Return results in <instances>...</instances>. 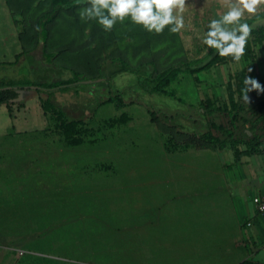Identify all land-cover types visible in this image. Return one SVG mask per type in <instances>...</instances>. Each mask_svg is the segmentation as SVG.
I'll list each match as a JSON object with an SVG mask.
<instances>
[{
  "label": "rangeland",
  "instance_id": "374dc122",
  "mask_svg": "<svg viewBox=\"0 0 264 264\" xmlns=\"http://www.w3.org/2000/svg\"><path fill=\"white\" fill-rule=\"evenodd\" d=\"M0 1V80L52 82L70 76L58 72L61 64L103 79L56 97L74 128H61L44 113L46 96L32 90L0 106V264H264L252 257L264 249V236L246 230L244 214L237 220L214 177L222 160L263 161L264 143L250 152L202 146L193 138L208 130L209 120L227 123L222 114L204 115L201 104L230 109L248 77L264 86V34L251 36L239 63L224 57L194 76L180 75L165 88L169 97L148 94L134 75L117 72L112 54L121 51L132 66L157 51L162 67L179 57L200 58L208 23L226 10L221 0H186L185 28L176 34L167 28L149 34L128 19L105 33L95 21H82L80 9L61 14L48 50L82 49L56 58L54 69L41 62L40 50L32 53L36 60L13 64L33 46L32 24L50 0ZM247 97L238 138L257 123L251 107L264 92L253 89ZM162 125L187 137L177 141L174 129ZM236 230L233 249L240 256L226 263L230 238L215 236Z\"/></svg>",
  "mask_w": 264,
  "mask_h": 264
},
{
  "label": "trees",
  "instance_id": "16d2710c",
  "mask_svg": "<svg viewBox=\"0 0 264 264\" xmlns=\"http://www.w3.org/2000/svg\"><path fill=\"white\" fill-rule=\"evenodd\" d=\"M9 3L10 0H4ZM80 0H50L48 8L36 16L32 28H33V46L29 49L23 50L21 53L15 56L13 64H18L25 60V58H34L32 53L36 50H40L42 60L41 62L46 66H52L53 61L62 56L65 53H71L80 51L81 46L75 44H63L56 47L53 51H49L48 43L51 39V31L55 25L56 20L61 14L68 16H75L76 11L83 7ZM264 19V15L261 16ZM250 25L256 24L255 19H249L246 21ZM264 34V24H258L253 28L251 36H259ZM247 51H245L246 53ZM224 57H220L215 50L209 49L207 54L197 59H188L185 57H179L172 60L167 66L162 67L160 65L161 53L159 51L154 52L150 57L141 58L135 66H132L127 60L126 56L117 51L112 54L111 59L113 62L119 65L117 72L128 73L136 77L137 84L148 94H160L165 96H172L165 91V88L180 75L194 76L199 72L208 70L215 63L222 60ZM38 61V60H37ZM40 61V60H39ZM9 64V63H8ZM5 65V63L0 64ZM144 67H150L151 71L147 77H143L139 74V70ZM58 72H69L70 76L66 78H58L52 82L46 80H27V79H1L0 80V106L6 105L7 107L14 103L18 98L19 91H35L38 94H43L46 99L43 101L42 110L44 113H51L59 122L63 129L74 128L76 123L74 120H67L61 108L56 105V97L63 95L70 91L71 88H78L82 85L94 84L102 81L100 74L95 77L87 78L80 71L78 66H69L61 64V68ZM246 87L251 89V85L245 86L243 83L238 90V100L231 106L230 109L213 108L208 104H201V112L206 116H212L215 114H222L226 117L227 123L216 124L213 120L207 122L208 130L202 134H195L193 138L202 146H208L211 148L227 149L238 146H245L250 152L260 147L264 143V99H258L254 102L251 110L257 115V125L250 124L247 129L243 128L244 138H238L235 134L237 120L239 115L245 111V95H249L251 91H246ZM264 89V86L261 87ZM264 92V91H263ZM173 97V96H172ZM111 100V99H110ZM118 101L121 102V98L118 97ZM151 120L157 122L154 113H151ZM164 129L172 128L162 125ZM174 136H177V141H181L187 137L186 133H180L173 130ZM239 264H249L248 262H241Z\"/></svg>",
  "mask_w": 264,
  "mask_h": 264
},
{
  "label": "clouds",
  "instance_id": "9594fccd",
  "mask_svg": "<svg viewBox=\"0 0 264 264\" xmlns=\"http://www.w3.org/2000/svg\"><path fill=\"white\" fill-rule=\"evenodd\" d=\"M80 3L84 5L79 11L80 19L95 21L105 33H110L117 24H124L126 19L155 35L162 34L166 28L172 34L185 28L182 13L186 0H80ZM221 3L226 10L208 23L202 44L206 46L205 54L207 49H213L220 57H231L239 63L253 28L264 24L261 19L264 0H221ZM249 19H255L256 24L247 23ZM244 83L252 86L246 87V91H264L255 79L248 77ZM244 99L248 101L247 95Z\"/></svg>",
  "mask_w": 264,
  "mask_h": 264
},
{
  "label": "crops",
  "instance_id": "0c3cea01",
  "mask_svg": "<svg viewBox=\"0 0 264 264\" xmlns=\"http://www.w3.org/2000/svg\"><path fill=\"white\" fill-rule=\"evenodd\" d=\"M5 1H3L4 3ZM1 5V1H0ZM5 6V3L4 5ZM6 10V15L8 18L7 8L1 7V10ZM8 20V19H7ZM6 20V21H7ZM217 172L214 177L219 179V186L223 189L225 196L224 204H228L232 209L237 220L240 215H243L244 220L242 225L252 217H254V207L252 204V198L255 195L264 194V160L261 162L249 161L245 159L235 160H222L217 163ZM206 173L202 171V174ZM203 176V175H202ZM227 201V202H226ZM250 202L252 209L249 210L247 203ZM249 211V213H246ZM246 230L254 232V234L264 236V224H261L260 221L255 220V223L251 227H246ZM206 233L201 236V239H205ZM215 238H223L230 240L227 242V248L231 252L232 256L230 259L225 260L226 263L236 260L240 255L237 251H234L233 246L238 238V232L234 236H227V232L223 235H216ZM252 257L257 261L264 263V249L253 254ZM256 262V261H254ZM224 263V262H223ZM241 263V262H239ZM238 263V264H239ZM257 263V262H256Z\"/></svg>",
  "mask_w": 264,
  "mask_h": 264
},
{
  "label": "built area",
  "instance_id": "2783aa9c",
  "mask_svg": "<svg viewBox=\"0 0 264 264\" xmlns=\"http://www.w3.org/2000/svg\"><path fill=\"white\" fill-rule=\"evenodd\" d=\"M252 204L254 207V217L244 223L246 227H251L255 220H260L264 223V194L255 195L252 198Z\"/></svg>",
  "mask_w": 264,
  "mask_h": 264
}]
</instances>
